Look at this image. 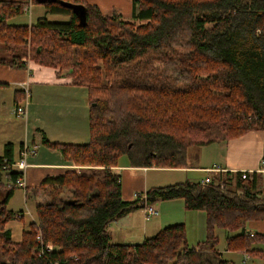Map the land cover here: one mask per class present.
I'll return each instance as SVG.
<instances>
[{
	"label": "trees",
	"instance_id": "1",
	"mask_svg": "<svg viewBox=\"0 0 264 264\" xmlns=\"http://www.w3.org/2000/svg\"><path fill=\"white\" fill-rule=\"evenodd\" d=\"M132 3V21L86 0H58L42 4L67 22L10 25L27 3L0 0V64L27 69L31 59L69 68L72 83L88 93L89 142L43 136L42 144L72 165L103 168L46 178L33 193L44 190L51 201L35 205V221L15 242L8 225L19 214L8 203L22 173L12 169L14 147L7 144L0 156V264H234L218 249L217 228L227 232L228 250L258 255L252 247L264 236H251L247 225L264 221L260 173H211L209 183L151 188L127 201L113 168L123 159L132 167L184 168L190 148L264 132V0ZM177 199L205 213V241L190 246L181 223L140 244L112 242L111 223Z\"/></svg>",
	"mask_w": 264,
	"mask_h": 264
},
{
	"label": "crops",
	"instance_id": "2",
	"mask_svg": "<svg viewBox=\"0 0 264 264\" xmlns=\"http://www.w3.org/2000/svg\"><path fill=\"white\" fill-rule=\"evenodd\" d=\"M15 1L28 3L29 0ZM86 1L98 6L106 16H112L116 12L122 15L125 20H132V0ZM29 20L30 25L34 24L33 18ZM24 83H29L32 97L27 108V116L23 118L15 114V108L24 103V93L21 87ZM85 90L74 85L69 77L64 76L55 68L37 65L33 62L29 63L27 69L12 68L0 64V156L4 154L7 144H12L14 147L15 161L19 159L20 151L25 146L36 149L35 154L27 160L28 168L24 177L25 186L23 188L17 187L8 203V209L15 211V213L18 212L14 206V199L19 192L18 190L23 192L26 208L32 205L35 209L37 203L49 202L48 200H44L46 202L41 200L42 197H50L49 193L44 192L47 195L42 196L44 193L34 195L33 192L40 187L46 178L63 176L68 171L77 169L78 166L65 161L58 150H51L44 146L41 139L45 136L51 143L73 145H84L89 142V105L86 98L87 106L84 107L85 95L83 96L82 93ZM14 116L21 120L15 119ZM21 128L23 129L22 139L20 136ZM80 139L83 142H77ZM198 152L200 159L196 166L187 164L184 168L176 169L132 167L126 159H123L126 161L122 160L120 165L113 170L120 176L124 199L131 201L135 199L136 195L143 194L151 188L174 185L185 182L184 180L202 182L207 177L206 171L213 167L232 173L256 172L260 173L264 179L263 131H250L246 135L228 142L202 146ZM3 180L7 182V179L4 178ZM5 196L6 192L0 191V201H3ZM155 207L158 213L155 215L157 219L154 221L145 219L146 222H140L137 215L139 210H137L111 223L108 231L111 234L112 242L115 244H140L160 230L181 223L185 226L193 223L194 230L191 227L190 231L193 230L194 233H197L194 246L205 241L207 232L204 212L186 210L184 201L180 199L161 202ZM27 211L30 214V211ZM20 212L22 216L21 214L18 215L19 218L14 219V221L18 222L24 219L25 212ZM32 218L35 221V218ZM10 230L13 238V230L11 228ZM247 232L251 236H264V221L249 222ZM138 233L142 234L139 239L137 238ZM135 234L136 236H132ZM188 235L190 237V234ZM252 250L257 251L258 255L251 256L239 251L219 249L224 257L228 256L225 258L231 262H233L232 259L235 254H241L245 264L250 262V264H264V243L254 244Z\"/></svg>",
	"mask_w": 264,
	"mask_h": 264
},
{
	"label": "rangeland",
	"instance_id": "3",
	"mask_svg": "<svg viewBox=\"0 0 264 264\" xmlns=\"http://www.w3.org/2000/svg\"><path fill=\"white\" fill-rule=\"evenodd\" d=\"M44 16H46V18L49 19V21H51V22H67L68 21V18L66 16H60V15H56V14L54 15V14L48 13L47 9L45 8V6L43 4H39L38 2L34 1L33 5H32L31 15L27 14V13H24V14H22L20 16H17L15 18L10 19L9 20V24L10 25H30V20L29 19L33 18V22L36 23L37 20L40 17H44ZM0 54H4V52L0 51ZM31 62H32V60L28 59V63H31ZM60 73L63 74L64 76L69 77L71 80H72V76L71 75H74L72 73V70H70L69 68L60 71ZM82 93H83V96L85 95L84 107H86L87 106L86 105V98H87V101H88V93L86 92V90L82 91ZM30 103H31V101H30ZM88 105H89V102H88ZM14 118L18 119L16 116H14ZM18 120H21V119H18ZM20 136H21V139H22L23 129L20 132ZM77 142H83V140L80 139V140H77ZM199 148H201V147L200 146L199 147H193V148H190L188 150L187 161H188L189 166L190 165L191 166H196L199 163V159H200L199 152H198ZM196 155H198V156L196 157ZM123 161L125 162L126 160H123ZM82 169H100V170H103V168L95 167V166H85V167L78 166L76 171H80V170L82 171ZM184 181L186 182V180H184ZM190 182H193V181H190ZM18 191L19 192L17 193V196L14 199V206H15V208H17V210H16V211H18L17 213H19L20 211H24L25 212V217L21 221L19 220L18 222H16V221L13 220L9 224V229L11 228L13 230V240L14 241H21L24 231L28 230L29 227H30V224L33 222V218L32 217H34L36 219V213H35L34 207L31 205L29 208H26L25 202H24L23 192L20 191V190H18ZM44 192H45L44 190L43 191L41 190L40 192H38V194H42ZM67 194H70V193L67 190H65V193L63 195H67ZM43 195H47V194L44 193V194H42V196ZM41 200L42 201L48 200L50 202L51 201V197H47V196H46V198L42 197ZM44 202H46V201H44ZM145 209H141V211L139 210L138 213H137L138 220L140 222H142V223L146 222L145 219H147L146 215H145V218H144ZM27 210L30 211V214L27 213L28 212ZM20 214H21V212L19 213V215ZM30 215H32V216H30ZM21 216H22V214H21ZM148 219L149 220H147V221H154L155 219H157V217L153 216V217L148 218ZM119 225H121V224H119ZM186 227H187V239H188V242L190 243V245L194 246L193 244L195 243V238H196L195 235L197 234V233H194V231H193L194 230V225L192 223L191 225L189 224ZM191 227L193 228L192 231H190ZM24 228H25V230H24ZM188 234H190V237H189ZM216 235L219 237L218 248L223 250V251H224V249H225V251L228 250V248H227V232L225 230L221 229V228H217L216 229ZM132 236H136V234L132 235ZM141 236H142V234L138 233L137 238L139 239V238H141ZM225 257L227 258L228 256H225ZM232 261L234 262V264H245L246 263V262L244 263L243 256L241 254H235V256L233 257ZM250 263H247V264H250Z\"/></svg>",
	"mask_w": 264,
	"mask_h": 264
},
{
	"label": "built area",
	"instance_id": "4",
	"mask_svg": "<svg viewBox=\"0 0 264 264\" xmlns=\"http://www.w3.org/2000/svg\"><path fill=\"white\" fill-rule=\"evenodd\" d=\"M32 3H33L32 0L28 1L27 5L24 8V12L29 14L31 13ZM21 87L24 93V103L22 105H17V107L15 108V114L19 117L24 118L27 116V108L29 106L32 93L29 87V83H24L23 85H21ZM35 151L36 149L25 146L24 149L20 151L19 159L15 161V163H13L11 166L12 169L22 173V176H20L16 182V185L20 188H23L25 186L24 177H25V172L28 168L27 160L30 156L35 154ZM206 172H207V177L204 179L203 182L209 183L211 173L226 172V171H221L218 167H213L212 169H209ZM241 173L243 174V178L245 179L248 172H241ZM157 213L158 210L154 205L148 206L145 209V215L147 219L157 215ZM53 249L54 248L51 245L47 247L48 251H53Z\"/></svg>",
	"mask_w": 264,
	"mask_h": 264
},
{
	"label": "water",
	"instance_id": "5",
	"mask_svg": "<svg viewBox=\"0 0 264 264\" xmlns=\"http://www.w3.org/2000/svg\"><path fill=\"white\" fill-rule=\"evenodd\" d=\"M46 1H54V2H56V1H58V0H37V2L39 3V4H42L43 2H46ZM80 13H81V15H83V10L80 8L79 10H78Z\"/></svg>",
	"mask_w": 264,
	"mask_h": 264
}]
</instances>
